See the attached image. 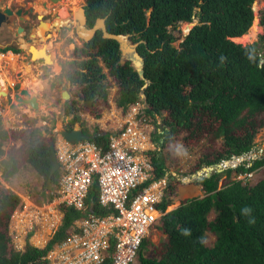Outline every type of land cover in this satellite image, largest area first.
<instances>
[{
  "label": "trees",
  "instance_id": "obj_1",
  "mask_svg": "<svg viewBox=\"0 0 264 264\" xmlns=\"http://www.w3.org/2000/svg\"><path fill=\"white\" fill-rule=\"evenodd\" d=\"M264 1V0H261ZM255 0H86V8L96 17H108L107 28L113 34H131L133 42L145 41L139 53L145 59L144 81L127 63L119 61V45L114 40H101L100 51L107 67L118 83L116 102L127 108L146 97V115L157 124L156 117L164 114L169 136L178 129L202 134L206 121L217 123L215 136L223 142L224 150L214 159L201 158L198 167L223 161L241 159L251 154L259 130L252 118L264 120V63L261 64L258 44L243 46L236 43L248 36L254 22ZM150 11V13H148ZM198 20L180 42L170 30L181 23ZM261 25L264 28V11ZM249 31V32H248ZM259 44L263 46L264 33ZM113 46V49H112ZM90 73L80 76L85 99L96 94L108 103L112 85H108L97 62L89 63ZM70 127L83 120L69 105ZM256 120V119H255ZM257 122V121H256ZM259 126V127H258ZM96 133V132H95ZM95 133L93 135H95ZM97 133H100L97 130ZM39 129L32 136L41 135ZM92 142L107 149L108 135L103 133ZM14 139L16 138L13 136ZM11 139L0 117V171L3 176L21 173L26 167L43 180L42 187H34L38 204L51 201L59 185L60 171L53 177L52 190H47L50 174L51 145L43 142L27 143L23 169L17 159L1 149ZM154 141H156L154 137ZM157 142V141H156ZM165 146V143L159 147ZM14 151V147L9 148ZM8 149V150H9ZM161 151V150H160ZM154 174L165 175L162 155L152 154ZM264 171V155L244 165L213 173L199 181L204 197L184 201L163 217L160 230L166 236L162 249L157 247L148 256L152 245L145 239L138 253L140 264H264V177L255 184L232 181L235 173ZM222 183V184H221ZM29 185V183H27ZM171 184L162 211L172 203ZM99 186L94 179L87 204L94 205V214L104 216L112 211L98 203ZM22 203L19 195L0 189V264H47L42 257L71 232V226L84 214L72 208H62L63 221L47 247L27 246L23 252L11 248L8 225L14 210ZM213 219H210L211 216ZM215 240L209 242L210 237Z\"/></svg>",
  "mask_w": 264,
  "mask_h": 264
},
{
  "label": "built area",
  "instance_id": "obj_2",
  "mask_svg": "<svg viewBox=\"0 0 264 264\" xmlns=\"http://www.w3.org/2000/svg\"><path fill=\"white\" fill-rule=\"evenodd\" d=\"M110 104L112 114L106 120L116 127L113 133L101 132L108 135L107 149L91 140L74 143L58 138L60 177L52 200L38 204L30 195H19L22 203L8 225L13 250L46 248L62 226V208H72L83 213V218L42 260L47 264H140L137 257L143 241L173 211L172 203L160 209L169 192L170 176L156 177L151 162L159 147L153 136L161 131V123L154 126L150 121L143 99L127 108ZM261 172L235 173L230 179L255 184ZM94 179L99 206L112 211L108 215H95L94 205L86 203Z\"/></svg>",
  "mask_w": 264,
  "mask_h": 264
},
{
  "label": "flooded vegetation",
  "instance_id": "obj_3",
  "mask_svg": "<svg viewBox=\"0 0 264 264\" xmlns=\"http://www.w3.org/2000/svg\"><path fill=\"white\" fill-rule=\"evenodd\" d=\"M6 9L12 10L11 16L5 14ZM19 10L22 11L20 15ZM107 18L90 14L86 0H0V117L7 107H15V97L20 94L22 86L31 96L36 95L39 108L30 109V112L41 118L59 115L69 118L72 116L68 114L69 105H74L81 118L83 109L99 116L96 107L103 111V106L110 102L106 103L99 94L91 100L85 99L84 86L79 80L81 75L90 73L92 65L88 64L97 62L105 75L104 81L114 85L111 90H115V84L118 85L111 74L112 68L106 66L100 55L103 48L101 40L109 39H105L102 29L96 26L99 19H104L108 30ZM7 64L9 69L16 66L15 72L5 75L3 69ZM36 77L40 82L46 81V87L38 92L29 86L35 84L31 81ZM1 92H7V97L4 98ZM57 100L64 102L58 106ZM48 101L54 105H49ZM90 101L92 106L84 104ZM63 127L68 131L76 128L70 127L68 121L62 124L61 129Z\"/></svg>",
  "mask_w": 264,
  "mask_h": 264
},
{
  "label": "rangeland",
  "instance_id": "obj_4",
  "mask_svg": "<svg viewBox=\"0 0 264 264\" xmlns=\"http://www.w3.org/2000/svg\"><path fill=\"white\" fill-rule=\"evenodd\" d=\"M253 11H254V22L250 33L248 34V36L239 39V41H237L236 43L242 44L243 46L258 44V47L260 49L261 64H263L264 63V53L262 51L263 46L259 44V41H260V36L263 35L264 33V28L261 25L262 12L264 11V1L260 0L259 2L254 3ZM197 24H199V21L196 19L189 24V27H192ZM170 30L177 37V42L175 44L176 47H178L180 42L185 37L186 30H188V27L185 28V23H181L176 28L170 27ZM15 69L16 66L14 67L11 66L9 70L4 67L3 73L5 75H9V73L15 72ZM10 82L12 81L10 80ZM31 82L35 83L32 86L30 84V81H28V84H30L29 86L35 89L34 92L35 91L38 92L39 90H41V88L46 87L45 85L46 81L40 82L38 80V77H36V79H34ZM112 87H114V85ZM117 88L118 85L115 84V90H111V93L108 98V101L112 104H116ZM4 89L5 91H8L7 88ZM141 99H143L142 95H141ZM64 100H57L56 104L60 106L63 104ZM47 103L49 105H54V102L52 101H48ZM110 103H108L107 106H103L104 108L103 111L100 108H98L99 106L96 107L99 116L93 113L89 114V112L86 109H83L82 111L83 121L81 123L76 124L75 127L81 126L82 131L87 136H92L95 132L97 133V130L100 133L101 132L105 133V131H108L109 133L115 132L116 126H114L112 122L109 121L107 122L106 120L108 119V117H111L112 114L111 111L112 105ZM3 107L6 108V104H3ZM30 109L31 108L27 105L23 106L21 104H15V107L11 109L7 107L6 110L3 111V114L1 115L5 129L11 132V139L3 143L2 144L3 148L1 147V149L4 150V152H7V155L14 156L18 161V167L21 169H23V165H24L23 163L25 162L26 147L28 146L27 143L29 141L34 144L43 142L45 144L51 145L53 136H57L58 138L62 137L61 134H58V131L61 130L62 124L66 123V121L69 120V118H64L62 115L56 117L46 116L44 118H41L39 116H36L35 113L33 112L31 113ZM44 112H47V110L45 109ZM164 116H165L164 114H160L159 116L156 117L157 124L152 122L154 126H157L158 122L160 121L161 127L159 126V129H161V131L164 128H167L163 122ZM255 119L252 118L251 122L257 123L258 125L262 123L260 127L258 126L259 130L257 132L255 139L256 147L251 154L239 159L238 163L236 162L235 159L226 161V162H231L228 164L233 165L234 168L249 163L252 160H255L256 158L260 157L261 155H264V120L261 117H257ZM102 124L104 125L105 128H103ZM55 125L57 126V129H55ZM216 128H217V123L215 122L210 123L209 121H206L205 125L203 126V130L201 131L202 134L200 133L191 134L185 129H178L176 130L175 133L169 134V136H165L164 134L157 132L154 134L153 137H155V139L159 143L158 145H160L162 141L165 143V146L158 147L161 150L165 162H167L174 168L179 167V169H183L182 172H179V174L183 175V177L187 180L189 179L192 180L194 184L201 186V184L199 183L200 179L197 178L198 174L206 173L208 175H211L214 173V171L221 169L222 168L221 166H224L226 163L225 161H223L221 163H217L210 166H203L201 168L198 167L201 158L214 159L216 155H218L224 150L223 142L220 139H217L215 136ZM35 129H39L42 132V134L35 137L32 136L31 131ZM13 136H15L16 138L14 139ZM10 147H14V151H11L9 149ZM158 148L152 154L159 153L160 155L159 152L160 150H158ZM263 177H264V171H262L257 175L254 183L259 182ZM27 183H29V185H27ZM0 184L4 185L5 187L10 189L13 193L17 195H23V196L30 195L32 198L34 196H37V192L34 191V187L37 188L42 187L43 180L32 169L26 167L23 170H21V173L17 175H11L9 180L8 178L4 180V176L0 171ZM177 186L173 187L174 193L171 196L172 206L170 208H172L173 211L177 209L182 202L192 199L188 196H183V195L180 197L179 192L177 190ZM182 188H184L183 185ZM191 197L196 198V196L194 195H192ZM32 201L37 203L33 199ZM213 217L214 216L212 215L210 219H213ZM162 220L163 219H160L158 221L157 225H155L154 229L150 230L149 235L146 238L150 242V244H152L149 247L148 252H146V255L148 256L153 255V250L155 247H157L158 250L159 249L161 250L162 243H164L166 240V236L160 230ZM214 240L215 238L211 236L209 242H212Z\"/></svg>",
  "mask_w": 264,
  "mask_h": 264
},
{
  "label": "water",
  "instance_id": "obj_5",
  "mask_svg": "<svg viewBox=\"0 0 264 264\" xmlns=\"http://www.w3.org/2000/svg\"><path fill=\"white\" fill-rule=\"evenodd\" d=\"M259 1L260 0H255L254 3L259 2ZM21 12L22 11L19 10L18 15H20ZM148 13H150V11ZM5 14L8 16H11L12 10L6 9ZM1 17L4 18V16H1ZM189 24L190 23H185V28L188 27V30H186V34L192 28H194L196 26V25H194L192 27H189ZM96 28L102 29L103 37L105 39L114 40L118 43L119 50H120V61H119L118 65L124 66L127 63H129L130 66L133 67V69L136 71V73L138 74L140 79L144 81L145 85L143 87V90H145L148 87V85L150 84V82L145 77V72H144L145 59L138 52V47L141 44H146V42L142 41V40L138 41V42H133L131 40V37H132L131 34H113V33L108 32V30L106 29V26H105V20L104 19H99ZM82 38L86 39V37H84V36H82ZM173 47H176V44H173ZM1 94L4 97H7V92H1ZM142 97L144 98V101H146L145 94H142ZM96 98H99V96H97ZM15 104L27 105L33 110H38V108H39V102L37 100L36 95L31 96L30 93L25 88H23V86L20 88V94L16 95V97H15ZM84 104L87 106H92V101L84 102ZM60 134L68 142H74V143L79 142V141H84V140H94L96 137H100L102 135L100 133H96L95 135L87 136L84 134V132L82 131V129L80 127H76L72 131H68L65 129V127H63V129L60 130ZM55 147H56V136H53L52 143H51V155L49 157V160L51 163V169H50L49 177L47 179V186H46L47 190H52V188H53V185H52L53 177L59 171V168H60V165H59V162H58L57 156H56ZM235 160L237 163L239 162V159H235ZM228 163H231V162H226L224 166H221L222 167L221 169L214 171V173H221V172L227 170L228 168H234L233 165L228 164ZM9 173L10 172H7L5 174L4 180H6L8 178ZM211 175H208L206 173L205 174H198L197 178L201 180V179H203V177L209 178ZM0 189L5 191L6 193L12 192L10 189H8L7 187H5L4 185H1V184H0Z\"/></svg>",
  "mask_w": 264,
  "mask_h": 264
},
{
  "label": "crops",
  "instance_id": "obj_6",
  "mask_svg": "<svg viewBox=\"0 0 264 264\" xmlns=\"http://www.w3.org/2000/svg\"><path fill=\"white\" fill-rule=\"evenodd\" d=\"M158 133H162L160 130H158ZM157 141V140H156ZM157 144H159L158 142H155ZM160 150V148L158 149ZM160 155H162L161 151ZM165 175L168 174L170 176L171 179V184L176 187L177 185V190L179 192V196L181 197L183 196H188L190 198L193 199V197H191L192 195L196 196V198L200 199L202 197H204V191H203V187L202 185L198 186L196 184H194L192 182V180H187L183 177V175L179 174V172H182L183 169H179V167H172L170 164H168L167 162L165 163ZM182 185L184 186V188H182ZM200 194V196H199Z\"/></svg>",
  "mask_w": 264,
  "mask_h": 264
},
{
  "label": "bare ground",
  "instance_id": "obj_7",
  "mask_svg": "<svg viewBox=\"0 0 264 264\" xmlns=\"http://www.w3.org/2000/svg\"><path fill=\"white\" fill-rule=\"evenodd\" d=\"M5 68L9 70V65L7 64ZM2 83H3V82H2ZM1 86H3V85H1Z\"/></svg>",
  "mask_w": 264,
  "mask_h": 264
}]
</instances>
